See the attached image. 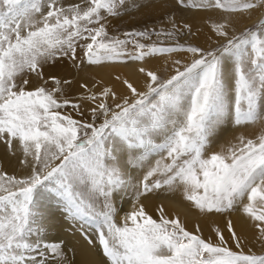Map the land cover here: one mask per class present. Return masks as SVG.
Masks as SVG:
<instances>
[{"label": "snow or ice", "instance_id": "obj_1", "mask_svg": "<svg viewBox=\"0 0 264 264\" xmlns=\"http://www.w3.org/2000/svg\"><path fill=\"white\" fill-rule=\"evenodd\" d=\"M178 4L219 14L209 17L215 46L179 43L183 29L196 33L172 17L171 29L144 23L110 33L131 10L149 19L159 10L137 0H0V141L19 144L27 169L0 171V264H76L62 233L77 232L99 251L81 264H264V253L244 251L231 220L235 249L219 228L215 241L204 238L199 225L188 230L162 206L155 219L142 202L182 188L204 215L242 207L264 237V131L214 149L230 127L264 122V19L234 25L264 0ZM177 53L191 59L172 60L168 75L143 66ZM127 61L142 62L145 90L124 80L128 95L104 86L78 102L72 81L56 74L65 62L83 71ZM129 190L132 210L118 222L115 201Z\"/></svg>", "mask_w": 264, "mask_h": 264}, {"label": "rangeland", "instance_id": "obj_2", "mask_svg": "<svg viewBox=\"0 0 264 264\" xmlns=\"http://www.w3.org/2000/svg\"><path fill=\"white\" fill-rule=\"evenodd\" d=\"M140 4H144V5H146V7H152L155 4L159 10L150 19L143 15V12L145 11V9H141L139 11L131 10V11H129L128 14L122 16L119 21H113V27L109 28L110 33L116 34L115 30H114L115 27H118L119 32L122 33L124 31H130L133 28H140L144 23H147L150 26L152 24H155L158 28L159 27H166V28L171 29L172 24L169 21L168 17H172L175 20L176 26L178 29H182L183 25L185 23H188L192 26V31L194 33H196L195 36H192L191 34L188 33L187 29H183V32L180 34V36L177 37V40L179 43H192V44H197V45L204 47V48L215 46L216 38H215L214 34L211 32V36L208 37V39L207 38L203 39L200 36L201 35L200 30L202 27L203 28H205V27L209 28L210 27V30H211V22L209 20V17H212V19H219L220 17H219L218 13H212V12L200 10V11H195L193 14H191L190 12H192L194 10L184 9L182 6H180L178 4V0H163L162 4H157V0H155V1L154 0H147V1L145 0ZM161 16L164 17L163 23H161V19H160ZM245 16H246V18H245ZM243 17L244 18H242V19L239 16L234 18V25L238 31H242L244 28H247V27H252L253 25H256L261 19H264V9L253 12L251 14L246 13V15L244 14ZM252 17H255V20L256 19L257 20L256 21L253 20V22L252 21L245 22L248 19H252ZM243 20H245V21L243 22ZM197 28L199 29V31ZM153 39L155 40V37ZM174 42H176V40L166 41V43H169V44L174 43ZM80 54L82 55V53H80ZM153 59L154 58L148 59L147 61H150ZM174 59L190 60L191 56H190V54H183V53L172 54L170 58L164 57V58L157 59L154 62V64L151 66L148 65V67H146V65H145L146 63H143V66L148 68V69L157 71L158 74L168 75L169 73H171L173 71L172 60H174ZM129 64H135V66H138L136 71H137V73H139L140 76L138 77L137 80L136 79L134 80V76H131L130 74L126 73L125 66L129 65ZM141 64H142V62H139V61L105 62L103 65H92V66H88L85 63V66L93 67V69L95 71L94 70L90 71L91 77L89 76L90 77L89 79L88 78L87 79H81L78 76L71 79V80H73L72 81L73 87L75 85L76 86H75V88L71 87L70 92H69L70 98L79 102L80 97L82 95L87 94L88 89H91L92 91H97L99 88L104 87V86H108V87L113 88L117 92L118 95H128L129 90L127 89L126 85L123 84L124 80H127L130 83H132L135 87L138 88V90H145V76L143 73L139 72V67L141 66ZM64 67H65V69H68V70L73 69L74 71H79V69L73 67L69 62H65V65L63 66L62 69H64ZM97 70H98V73H97ZM101 71H103V73H101ZM56 74L59 75V71ZM117 77H119V79H117ZM45 78H47V77H45ZM79 81H81V82H79ZM87 81H90V82H87ZM97 82H99V83H97ZM37 83H38V81L33 77L32 84L35 85ZM82 84H87L88 88H82L81 87ZM49 85L53 86V82L51 80H49ZM68 111H71V109H69ZM73 115H75V113H73ZM253 129L254 128L252 127V130H249L246 132L242 130V132H245L246 133L245 135L249 136V137H252V136L254 137V136H256V134L259 135L261 133L260 131L256 132ZM229 137H231V135ZM229 137H228L229 141H232V140H230L231 138H229ZM228 139H226V140L228 141ZM232 143H235V141H232ZM4 144H5L4 142L0 141V145H4ZM220 144L221 143H218L214 146V149L216 151L220 150V147L222 145V144L221 145ZM217 146H218V148H217ZM13 148L16 150V152H18L21 155L20 156L21 158L19 159L18 164L14 165L12 167L8 166V165H4L3 160L1 159L0 171L6 172L8 175H16L19 177V176H22V174L23 175L27 174V169L20 162L23 159V153H22V150H21L19 144L16 143ZM13 148H11V149L8 148L12 155H14V153H15V150ZM1 162H2V164H1ZM2 165H3V167H2ZM8 167H9V169H8ZM5 168H6V170H5ZM142 175H143V172L141 171L140 178H142ZM178 189L182 190V188H176L175 192H177ZM128 194L133 195L132 191L129 190L128 193L126 195H124L123 199L117 198V200L115 201L116 207H117V213H118L116 216V219L118 222H122L125 214H127L128 212H130L132 210L134 200L128 206H126L127 209L126 208L122 209L123 205H121V209H120L119 205H118L121 203V201H124L126 199ZM146 201H148V200H146ZM146 201H142V202L145 203ZM179 201H180V203L182 202L181 204L183 205L185 210H188V211L192 212L193 214H200V213H197V211L199 212V210L197 209V211H196V208L194 207L192 202H190L184 198V195L180 197ZM151 202L148 201L147 204L145 203V206H147ZM149 206L146 207L147 212L150 215H152L153 218L158 219L159 215H160L159 211L155 210V212H154L153 210L155 208L154 207L149 208ZM151 206H154V203ZM238 207H240V206H238ZM151 208H152V212H150ZM240 208L242 209V207H240ZM166 210H167V213H165V214L169 218H177L178 217L181 220V222L185 224V226L188 230L195 231V228L197 225H199V227H200V224L197 222V220L195 218L191 219V218L187 217V215L189 214L188 211H186V212H185V210L182 211L179 208H176L174 206L168 207V208H166ZM242 212H243V210H242ZM171 215H173V216H171ZM206 216L211 221L210 222L211 227L206 229L207 231L205 230V232H202L203 229L200 227L201 233H202L204 238H208L209 236H211L212 239L215 241L217 239V237L215 235V230L217 228H219L222 231V233L224 234L225 238L228 240L229 246H231V247H233V249H235V243H234V241L231 240L230 233L227 231V227H226L227 222L229 220H231V221L233 220L232 223L234 225V231L238 234V236L244 242V251L248 252L249 249H251V251H253L257 254L264 253V237L261 236L259 229H257L255 227L256 222L252 221L251 218H249L245 213L240 214L238 216H233V217H229V215L227 213H225V214H212V215H205V216H203V218ZM238 219L243 220L244 222H248V223L250 222V225H251L250 235H247V236L243 235V231L238 228V225H239ZM77 234L80 238H82L78 232H77ZM93 238L95 239V237H93ZM85 243L87 244L86 241H85ZM97 244H98V241H97ZM89 247H91V246H89ZM96 250L98 251V249H96ZM98 254H99V251H98Z\"/></svg>", "mask_w": 264, "mask_h": 264}, {"label": "bare ground", "instance_id": "obj_3", "mask_svg": "<svg viewBox=\"0 0 264 264\" xmlns=\"http://www.w3.org/2000/svg\"><path fill=\"white\" fill-rule=\"evenodd\" d=\"M143 1H145V0H137L138 3H142ZM195 11H200V10H194V11H192L190 13L193 14ZM239 17L241 19L244 18L243 16L242 17L239 16ZM245 18H246V16H245ZM245 20H243V22ZM253 20L256 21L257 19L255 20V17H252V19H248L245 22H247V21H252L253 22ZM198 31H199V29H198ZM200 33H201L200 36L203 39H205V38L208 39V37L211 36L210 27L209 28L208 27H205V28L202 27L201 30H200ZM156 60L157 59H153V60L147 61L146 64H145L146 67H148V65L149 66L153 65ZM137 67L138 66H135V64H129V65H126L125 66L126 73L127 74H130L131 76H134V80L135 79L137 80L138 77L140 76L139 73H137V71H136L137 70ZM72 70L73 69H69V70L68 69H65V67H64V69H62V71L61 70L59 71V75L58 76H63L64 78L69 79V80H71L72 78H75L77 76L79 78H81V79H87V78L89 79L91 77L90 71H92L94 69H93V67H87V66H85L84 69H83V71H81V70H79V71H74L73 70L72 71ZM97 73H98V70H97ZM101 73H103V71H101ZM46 77H47V74H46ZM71 81H73V80H71ZM90 81H87V82H90ZM79 82H81V81H79ZM75 86L73 87V82H72L71 87L75 88ZM252 127L254 128L253 130H255L256 132L257 131L262 132V131H264V122H258L257 124H255V125H249L248 127L241 126L239 128H236V127L232 126V127L229 128V130L227 132H225L221 136L220 140L216 144L221 143L222 145L227 146V144L229 142L235 141V137L236 136H239L241 134H244L245 135L246 134L245 132L246 131H249V130H252ZM242 130L245 131V132H242ZM230 135H231V137H229ZM256 135H258V134H256ZM228 137L231 138L230 140H232V141H229ZM226 139H228V141ZM217 148H218V146H217ZM217 151H219V150H217ZM20 156L21 155L18 152H16V150H15L14 155H12L10 153V150L6 147L5 144L4 145H0V157H1L0 158V161L2 159L4 165H8V166H11V167L14 166V165H17L18 162H19V159L21 158ZM1 164H2V162H1ZM2 167H3V165H2ZM8 169H9V167H8ZM5 170H6V168H5ZM133 174L139 179L140 176H141V171L137 170ZM183 195H184L183 194V190H181V189H178L177 192H175V190L169 191L167 189H164V190L158 191L156 194L149 195L146 199L142 198V201H146V200H148L150 202L152 201L154 203V206H151V205H153L152 202H151L152 204L149 203L147 206H149L151 204L149 206V208L150 207H152V208L154 207L155 208L153 210L154 212H155V210L156 211H159V208L161 206L164 208L165 213H167L166 208L172 207V206H174L176 208H179L180 210L183 211V210H185V208L181 204L182 202L180 203V201H179L180 197L183 196ZM133 200H134V195L128 194L127 197H126V199L124 201H121L120 204H118L119 205V208L121 209V205H123L122 206L123 207L122 209H125V208L127 209L126 206H128ZM148 201H146L145 203L147 204ZM152 208H151V211L150 212H152ZM186 211H188V210H185V212ZM196 211H197V209H196ZM188 212H189V214L187 215V217L188 218H191V219H194L195 218L197 220V222L200 224V227L203 229L202 232H205L206 229H208L209 227H211V223H210L211 221L207 218V216L203 218V216H205L204 214H202V213H200L198 211H197V213H200V214H193L190 211H188ZM227 214L229 215V217H233V216H238V215L244 214V213L242 212V209L240 207H237V210L230 211ZM171 216H173V215H171ZM250 227H251L250 222L248 223V222H244L243 220H239L238 228L243 231V235H245V236L250 235V232H251L250 231ZM62 235H64L65 239L68 240L69 246H74L75 247V260H76V264H81V261H84L86 259H98L99 258L98 251L95 248L89 247L85 243V240L82 239V238H80L77 233L75 234L74 237L71 234H67V233H62Z\"/></svg>", "mask_w": 264, "mask_h": 264}]
</instances>
